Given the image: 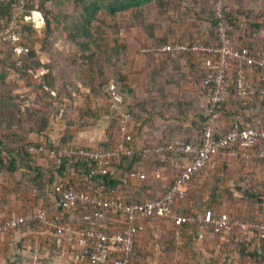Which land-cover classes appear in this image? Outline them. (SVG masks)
I'll list each match as a JSON object with an SVG mask.
<instances>
[{"label":"built area","instance_id":"obj_1","mask_svg":"<svg viewBox=\"0 0 264 264\" xmlns=\"http://www.w3.org/2000/svg\"><path fill=\"white\" fill-rule=\"evenodd\" d=\"M23 5L24 0H15V13L6 23L0 24V39L12 43L15 58L28 50L21 43V22L43 23L38 11H32L31 17L24 15ZM223 6L224 0H213L211 9L216 22L209 26L213 40L187 42L177 39L141 48L145 54L189 53L199 56L203 63V75L198 84L206 98L203 126L188 140L162 139L138 152L142 158L171 160V177L162 192L157 196L145 195L136 201L124 199L128 181H144L147 173L126 167L120 172L123 175L117 176L120 163L135 155L131 129L133 111L119 108L112 102L113 112L107 116L112 125L106 142L96 146L67 144L60 146L59 151L49 150L47 157L56 167L60 166V154L66 156L69 163L57 180L47 184L49 187L44 189L38 202L22 200L16 211L8 213L0 206V238L9 235L10 241L31 264H45L48 259L59 264H134L136 238L154 220L166 222L171 228L173 244L166 264L181 263V227L196 221L199 237L205 227L223 233L238 228L264 240L262 218L241 220L225 213H204L196 218L191 202H183L190 183L218 158L264 163V45H236ZM36 13L38 18H34ZM250 70L256 72L257 86ZM29 73L40 81L47 68L40 66ZM230 83L237 99L245 100L258 93L262 107L255 124L234 121L221 132L217 125L218 111L229 94ZM42 148L40 143L38 148L30 146L28 150L38 152ZM151 175L163 177L161 169ZM79 177L87 182L84 188L73 184ZM225 259L226 253L222 252L220 261Z\"/></svg>","mask_w":264,"mask_h":264},{"label":"crops","instance_id":"obj_2","mask_svg":"<svg viewBox=\"0 0 264 264\" xmlns=\"http://www.w3.org/2000/svg\"><path fill=\"white\" fill-rule=\"evenodd\" d=\"M170 1L172 2L169 3ZM170 1L161 0L145 4L143 11L147 6H150L154 10V13H151L153 16L147 19L145 15L141 16L142 12L140 15L141 22L138 23L136 21L140 17L138 19L132 15L124 14L128 23L126 25H132L131 27L137 34H135L136 36L126 34L123 39L118 34L119 40L125 43L127 61V66L121 70L123 78L119 79V91L125 98L122 108H130L133 111L131 129L134 133L135 155L120 163L117 176L123 175V172H120L126 167L147 172L146 186L141 191V197L145 195L157 196L162 192L163 186L171 177V160H160L151 156L142 158L138 154L139 150L162 139L174 141L178 138H185L187 135L192 136L197 130V127L193 125L197 116L206 113V98L198 85V80L203 75V63L198 58L199 56L169 52L160 54L141 52V48L145 45L170 43L177 39L192 41L214 39V34L209 30L210 18H207L209 0ZM172 4H175L176 7H173ZM238 14L239 20H241L240 30L247 34V38L249 37V44L253 47L264 45V26L259 24V27L256 28L252 24L257 23V19L247 22L243 20V14L240 13V10H238ZM175 17H178V20H174ZM180 19L182 22L186 23L187 21L188 24L192 23V25L187 26L185 24L187 28H182ZM245 23H248L251 28H245ZM249 74L257 86L256 72L250 70ZM1 89L0 86V91ZM102 90L101 94L91 93L90 96L83 95L73 101L74 105L81 103L84 106H91L94 110L95 117L89 118L90 123L88 125L67 126L64 119L57 122L60 129L57 136L61 138L65 129L69 133L65 145L96 146L106 142L110 125H112L106 111L109 104L112 103V98L105 90V85ZM2 104L1 91V114H3L1 112ZM261 107L262 101L258 93L253 94L249 99L241 100L229 91L226 100L221 104L218 111L217 125L219 131L224 132L235 120L245 125L255 124L259 119ZM68 115L75 121L79 120V115L75 109L71 110ZM53 121L56 122L57 120L51 113L48 123ZM2 124L3 119L0 116V125ZM30 134H33L36 139L34 133ZM43 135L46 139L45 136L48 134L46 132ZM58 141L56 139L54 143ZM115 169L114 166L113 171ZM159 169H161L164 178H156L151 175L152 171ZM0 174V206L4 212L16 211L22 200L32 199L34 202H38L40 193L37 190L25 188L27 190L24 193H19L24 191L21 190L19 183L7 179L3 171ZM130 181L128 182L132 186H128L129 189L132 188V191L128 195L131 197L134 193L133 190L137 189V185L142 181ZM84 184L86 185L87 182ZM133 184L135 185L133 186ZM212 188H214V194ZM188 192V201H193L195 197L208 201L210 208L216 213H225L241 220L248 218L264 219V163L218 158L212 166L205 167L190 183ZM254 192H260V194L250 199L248 194ZM190 204H192L193 215L196 218L201 217V212L197 215L194 214L195 206L192 202ZM193 224L195 231L192 235L190 232L194 227ZM166 226L170 227L168 224ZM181 230V244L184 246L180 248V253L181 256L186 255L189 258L188 263L193 261L191 264H257V254L264 253L263 239L238 228H232L225 233L220 232L219 235L204 228L202 238L198 236L197 221L182 226ZM145 232L136 238L134 264H146L149 261L147 251L151 249L152 244H144ZM185 233L186 235H184ZM222 252L226 253L224 262L220 261ZM152 256L153 254L150 252V257L152 258ZM183 259L182 257L181 263ZM161 262L162 260L159 261L160 264L163 263ZM0 264H31V262L10 241V236L6 235L0 238ZM45 264L59 263L48 259Z\"/></svg>","mask_w":264,"mask_h":264},{"label":"trees","instance_id":"obj_3","mask_svg":"<svg viewBox=\"0 0 264 264\" xmlns=\"http://www.w3.org/2000/svg\"><path fill=\"white\" fill-rule=\"evenodd\" d=\"M71 1L72 4L74 5V8L78 9L80 7V10H79L78 18L74 20V27L76 32L67 33V37L69 42L74 44L76 46V49H78V52H76L78 56L76 55V58H73L61 54L62 59L60 58L59 62L62 63L60 65V68H58L57 70L54 68L53 65H51V63L44 64L40 60L38 51L34 48L33 45L34 40L30 34L32 33V27H33L32 21L31 20L22 21L21 31H22L23 39L21 43L27 46L28 50L26 52H22L21 54H19L18 58H15L12 43L3 42L0 39V82H1L0 84L1 86H3L6 71H11L13 73L20 74L21 76L27 75L32 85L31 87L36 88V90L41 91L42 93L53 99L55 98L60 99L61 103L57 107V109L59 110V111L57 110L58 114H53L54 115L53 117L55 119H59V120L64 119L66 121L65 124H67V126H72L76 124V122H79L83 125H88L90 123L89 118L91 116L95 117V115L93 114L94 110L92 109L91 106H84L82 104L78 105L76 103L74 105L73 101L77 98V96H83V95L90 96L91 93L101 94L103 92L102 88L105 82L100 81L99 77L96 76L95 74L96 69L100 70L101 65L97 67L96 65L98 64V61L93 60L91 67L87 66V69L85 71L83 69L80 70V76H79L80 81L77 82L76 80H74L73 82L70 79L68 80V77H65L62 80H60L59 79L60 73L65 74V76L66 74L70 76V73L72 74L76 72L77 68L79 67V61H78L79 58L85 56L87 60H90L94 56L95 54L94 52H96V50H98L99 48H100L99 50L100 53L103 52V53H107V55H110L113 62H115V60L118 58L121 59L122 60L121 69H124L127 66L126 55H125V49H126L125 43L117 38L118 35L116 33H112L110 31L112 28L113 29L118 28V20H117L118 15L122 13L123 15L128 14V16L132 15L133 17L138 18L142 14L143 7L145 6V4L153 1L158 2L161 0H71ZM51 3L52 0H24V5H23L24 15L31 17L32 11H38L42 15L43 23H44L43 24L44 35L42 39L41 49L43 51L48 50V47L51 44V39H52L51 33L53 31L51 26L52 21L61 22L64 19L63 16L58 15L57 12H55L51 8L50 6ZM212 3L213 0H209V11H208L209 13L207 14V18L208 19L210 18L211 24H214L216 22V19L213 17V13L211 9ZM101 9H104L107 12L108 15L107 19L99 18L98 12ZM223 10L225 12V18L229 24L236 26L240 25L241 21L239 20L238 13L226 10L225 4L223 6ZM14 13H15V0H0V24L6 23L13 16ZM94 23L96 25H99L97 27H99L100 29L105 28L106 26L108 35H110L111 37L109 38L108 45L103 44L102 46L100 44V41H103L104 39L103 36L101 35L95 36L94 34H92L91 29L94 26ZM259 24L261 23L257 22L252 25H254L257 28L259 27ZM25 33L27 36H30L29 40L25 39ZM85 37H88V39L84 40ZM243 38L246 39L244 40ZM182 40L187 42L192 41L187 39H182ZM120 42L122 43L121 45L119 44ZM234 43L236 45L249 44L250 43L249 37L247 38V34L242 32L239 28L237 41H235ZM119 46L122 47L120 50H118ZM181 55L194 56L189 53H184ZM18 60L20 61L19 63H17ZM100 64H102V62H100ZM40 66L47 67V73L44 76H42L40 81H38L31 77L29 70H34L35 68H38ZM116 74L119 76V78L122 77L120 72H117ZM199 81L200 79L198 80V82ZM229 91L233 93L232 83L229 84ZM73 107L75 110H77V113L79 115V120L77 121L73 120L71 116L68 115ZM127 109L131 110L130 108ZM111 112L113 111L110 109V104H109L106 111V113H108L107 116H109ZM50 114L51 113H46V115H44L45 119H43L42 121L43 124L38 128V130H36L37 134L45 133L44 131H46V126L48 124ZM205 118H206V113L197 116L196 118L197 120H195V122L193 123V125L197 127V130L203 126ZM115 124H116V119L114 120L113 126H115ZM10 135L11 136L13 135L11 137L12 139H16V140H18V138H20L21 140L24 139V136L22 134L11 133ZM6 137L0 134V170L5 172V174L7 173L12 174L20 168L19 165L23 166L24 163L23 157H24L26 158L25 159L26 162L24 163V167L22 168L23 172H25L26 169H33V168L37 169V171L39 170H44L47 172L49 171L50 177L47 180V184H51L54 182L55 179L57 180V178L61 176L65 166L67 165V163H69L68 158L63 154H60L59 167H56L57 165L51 161H49V164L47 166L44 165L34 166L33 159L36 160L37 157L39 156L42 157L43 155L47 156L48 151L51 149H55L59 151L58 149L60 148L61 145H53V140L46 137L47 140L46 146L43 145V148L39 149L38 152H30L28 148L30 147L31 144L29 145L28 142L24 146L23 145L9 146L6 143V139H5ZM68 138H69V133L65 129L63 131L61 139L65 143L67 142ZM31 146L38 148L40 144L34 143ZM3 152L6 153L7 157H4L2 155ZM34 183L35 185L32 184V187L30 188L37 190L40 193V195L43 194L44 193L43 186L45 184L41 185L39 180L34 181ZM145 186H146V180L140 182V184L137 185V189L133 190L134 193L133 196L131 197L130 195H128V193L132 191V188L129 189V191L126 192L127 195H124V199L126 201L140 200L142 198L140 196L141 191ZM211 190H213V194H214V188H212ZM188 191H189V187L187 189V194L183 200L184 203L188 202L189 199ZM258 194H260V192L259 193L254 192L252 194H248V196L250 197V199H253L257 197ZM196 201L201 202L198 205L200 210L197 209L194 204V202ZM191 202L195 206L194 207L195 215H197V213L199 212H201L202 214L204 213L217 214L210 208V202L208 201H203L200 198L195 197ZM192 226H194V224ZM205 228L208 231L213 232L214 234L217 235H219L221 232L218 230H214L211 227H205ZM193 231H195V226L192 227V232H190L192 235L194 234ZM184 235H186V233ZM168 244L171 243L168 242L166 244H162L163 246H161L162 249L167 250V252L170 251V245ZM183 246L184 245L182 244L181 248H183ZM257 255H258L256 257L257 264H261L264 259V253L261 252L260 254Z\"/></svg>","mask_w":264,"mask_h":264},{"label":"rangeland","instance_id":"obj_4","mask_svg":"<svg viewBox=\"0 0 264 264\" xmlns=\"http://www.w3.org/2000/svg\"><path fill=\"white\" fill-rule=\"evenodd\" d=\"M167 1L169 2L170 0H167ZM171 2L172 1H170L169 3ZM46 4H49V3H46ZM224 4L226 7V10H229L231 12L238 13V10H240V13L243 14L244 21L248 22L250 20L251 22L257 19L258 22H261V24L264 26V0H242V1L241 0H224ZM172 5L173 7H176L175 4H172ZM50 6L55 12H57L58 15L64 17L63 19L64 21L63 20H62L63 22L62 21L61 22L52 21L51 23L52 30H53L51 33L52 39H51V44L48 47V50L43 51L41 49L42 39L44 35V31H43L44 23H39L35 21L34 25H32L33 26L32 33L30 34L34 40L33 45H34V48L38 51L40 60L44 64L51 63V65H53L54 68L57 70L58 68H60V65L62 63V62H59V59L60 58L62 59L61 54L66 55L68 57L76 58V55H77L76 52H78V49H76V46L74 44L69 42L67 33L76 32L75 27H74V20L78 18L79 16L80 7L78 9L74 8V5L72 4L71 0H52V3ZM151 13H154V10L150 6H147V8L144 9L143 14L141 16L145 15V18L148 19L151 16H153L151 15ZM98 16L100 19L108 18L107 12L104 9H101L98 12ZM34 18H38V17L35 16ZM117 18H118L117 19L118 28L117 29L112 28L110 30L112 33H116L117 35L119 34V36H121L120 37L121 39H123L124 38L123 36L126 34L131 35V36H136L135 34L137 33H135L136 31L131 27L132 25L130 26L126 25L128 24L127 18H125V16L122 13L118 15ZM174 20H178V17H175ZM136 22L137 23L141 22V17ZM95 23L91 29L92 34H94L95 36H100V35L103 36L104 39L103 41H100V44L102 46L103 44L108 45L109 38L111 37L110 35H108L106 26L105 28L100 29L99 27H97L99 25H96ZM181 23H182V28L184 27L187 28V26H189L190 24L192 25V23L188 24L187 21L186 23H184L182 22V20H181ZM185 24L187 26H185ZM196 26L198 27V25ZM229 26H230V34L232 36L233 41L235 42L237 41V37L239 34V28H241V25L236 26V25L229 24ZM137 27H139V24H137ZM245 28L250 29L251 26L247 23L245 25ZM26 33H25V39L29 40L30 36H27ZM117 38L120 39L118 36ZM80 39H83V38H80ZM87 39L88 37L84 38V40H87ZM119 44L121 45L122 43L120 42ZM121 48L122 47L119 46L118 50H120ZM99 50L100 48L96 50V52H94L95 54L90 60H87L85 56L79 58L80 60L77 58L79 61V67L77 68L76 72L72 74L70 73V76L67 74L65 76V74L60 73L59 79L62 80L63 78L68 77V80L70 79L72 82L74 80H76V82L80 81L79 79L80 70L83 69L85 71L87 69V66L91 67L93 60L98 61V64L96 65L97 67L101 65L100 70L96 69L97 67L95 68L96 69L95 74L96 76L99 77L100 81L105 82L104 84L105 86L108 84L110 79L114 76H117L118 79H122L123 77L119 78V76L116 74L117 72H120V74L122 75L121 73L122 60L118 58L115 60V62H113L110 55H107V53H103V52L100 53ZM100 62H102V64H100ZM23 76H21L20 74L13 73L11 71H6L3 86L0 85L2 87L1 91H2V97H3V104H2V111H1L3 114L0 113L1 114L0 116L3 119V124L0 125V134L5 137L7 136L5 139H6V143L9 146L10 145L11 146H15V145L24 146L27 142L29 143V145L30 144L32 145L34 143H38V144L41 143L42 145L46 146L47 140L43 137L44 136L43 133L37 134L36 130H38V128L43 124L42 121L43 119H45L44 115H46V113L58 114L59 110L57 109V107L61 103V101L59 98L53 99L45 95L41 91L36 90V88L31 87L32 85L28 79V76L27 75H23ZM77 97H82V96H77ZM73 109L74 107L72 108V110ZM55 120L57 121L56 122L53 121L47 124L45 133L47 132L48 135L45 137L53 140V145H65L66 142L64 143L63 140L60 138V136H57V134L59 135L60 133V129L57 125L58 124L57 122H59V119H55ZM64 123H66V121H64ZM80 125H83V124L76 122V124L72 126L74 127V126H80ZM198 130H196V132ZM29 132L34 133L36 139L34 138L33 134L31 135ZM11 133L22 134L24 136V139L23 140H21L20 138H18V140L12 139L11 137L13 135L11 136L10 135ZM190 137H191L190 135H187L183 139L188 140ZM56 139H58L59 141L57 143H54ZM2 155L4 157H7L6 153L4 152L2 153ZM23 159L25 163L26 158L23 157ZM33 161H34L33 162L34 166H42V165L47 166L50 160L48 159L47 156L43 155L42 157L41 156L37 157L36 160L33 159ZM24 163H23V166L19 165L20 168L14 174L7 173L6 175H4L7 179H11L14 182L19 183L21 190H24V191L20 190L21 192L19 193H24L27 189L29 190V188L32 187V184L35 185L34 181L39 180L41 185L47 184V180L50 177L49 171L48 172L44 170L37 171V169L33 168V169H26V171L23 172L22 168L24 167ZM1 171L2 170H0V172ZM73 184L75 185V187L79 189L85 187L84 181L80 177L77 183H76V180H73ZM128 185L132 186V184L130 183H128ZM128 185L125 187L126 192L129 191ZM134 185L135 184H133V186ZM46 187L47 185H45L43 190ZM25 188L27 189L25 190ZM188 202H191V201H188ZM200 203H201L200 201L194 202L197 209H199L198 205ZM181 208H184V207L181 206ZM166 225H167L166 222H163V221L156 222L154 220L151 223H149V226H147L148 228L144 235V239H145L144 244H152L151 249L147 251V255L150 257V252H151L153 256L152 258L148 257L149 261L146 264H150V263L160 264L159 263L160 260H162V262L166 264V260L169 258L170 251L167 252V250L162 249L161 246H163L162 244H166L170 242L171 244H168V245H170V250L172 248L171 228L167 227ZM200 237L202 238L203 236H200ZM182 257L184 259L182 263L180 264H191L193 262L192 261L191 263H188L189 258L186 255L184 256L182 255Z\"/></svg>","mask_w":264,"mask_h":264},{"label":"water","instance_id":"obj_5","mask_svg":"<svg viewBox=\"0 0 264 264\" xmlns=\"http://www.w3.org/2000/svg\"><path fill=\"white\" fill-rule=\"evenodd\" d=\"M105 90L112 98V102L117 105V107L122 108L124 104V95L119 91V79L114 76L110 79L108 84L105 86Z\"/></svg>","mask_w":264,"mask_h":264},{"label":"bare ground","instance_id":"obj_6","mask_svg":"<svg viewBox=\"0 0 264 264\" xmlns=\"http://www.w3.org/2000/svg\"><path fill=\"white\" fill-rule=\"evenodd\" d=\"M38 13H36V15H37ZM38 16V15H37Z\"/></svg>","mask_w":264,"mask_h":264}]
</instances>
